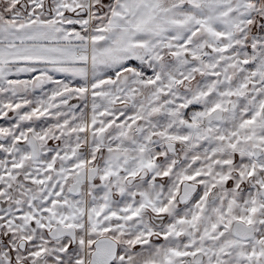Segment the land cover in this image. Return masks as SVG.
I'll use <instances>...</instances> for the list:
<instances>
[{
    "label": "snow or ice",
    "instance_id": "6c2138e0",
    "mask_svg": "<svg viewBox=\"0 0 264 264\" xmlns=\"http://www.w3.org/2000/svg\"><path fill=\"white\" fill-rule=\"evenodd\" d=\"M0 121V264H264V0H0Z\"/></svg>",
    "mask_w": 264,
    "mask_h": 264
},
{
    "label": "rangeland",
    "instance_id": "374dc122",
    "mask_svg": "<svg viewBox=\"0 0 264 264\" xmlns=\"http://www.w3.org/2000/svg\"><path fill=\"white\" fill-rule=\"evenodd\" d=\"M22 78H26V77H22ZM0 123H4V121H0Z\"/></svg>",
    "mask_w": 264,
    "mask_h": 264
}]
</instances>
